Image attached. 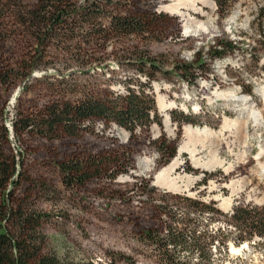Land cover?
<instances>
[{
  "label": "rangeland",
  "instance_id": "1",
  "mask_svg": "<svg viewBox=\"0 0 264 264\" xmlns=\"http://www.w3.org/2000/svg\"><path fill=\"white\" fill-rule=\"evenodd\" d=\"M45 1L0 0V73L8 74L0 84L5 129L19 116L39 120L55 106L77 105L87 99L126 110L129 100L136 98L143 108L151 101L154 109L151 123L137 125L132 132L112 121L93 120L82 123L75 137L57 131L55 139L31 134L17 142L12 135L9 149L22 159V171L46 188L43 193L22 185L17 197L28 196L35 209L48 217L42 227L47 249L73 264H161L160 254L143 234L154 232L166 239L171 228L194 234L216 248L212 264H218L222 245L229 259L224 264H264V239L254 237L236 246L247 229L230 219L236 211L264 210V123L255 132L240 104L215 100L216 93H234L251 102L245 107L258 117L264 116L260 101L264 0H224L222 12L217 0H195L214 7L201 8L198 15L188 10L181 13L209 28L191 36L181 33V38L176 20L181 29L185 24L179 17L157 14L159 0H60L62 16L51 28L42 26L36 31L22 26L17 8L34 11ZM50 1L57 6V0ZM89 12L95 16H86ZM49 13L54 11L49 9ZM113 19L142 21L144 30L118 33L112 28ZM225 45L234 51L213 59L215 53L225 51ZM25 67L33 69L26 72ZM154 85L164 104L173 105L165 113L167 130L157 112ZM178 114L191 117L196 125L178 126L171 119ZM225 121H239L238 138L229 131L211 147H197V158L208 164V171L194 169L188 155L179 158L176 176L196 180L187 191L169 194L154 186L157 172L176 157L183 128L219 134ZM121 132L127 136L123 146L118 145ZM161 145L174 149V155L168 158L159 153ZM208 148L216 151L220 168L216 160L209 162ZM240 153L243 159L238 163L235 156ZM91 159L105 162L103 174H92L81 186L66 187L59 167L70 160ZM116 160L119 164L112 165ZM140 160L148 161L147 169L138 167ZM228 166L230 173H225ZM230 183L234 194L227 187ZM224 199L231 202L226 213L219 209ZM192 202L218 214L202 213ZM239 248L240 254L234 255L232 251ZM174 254L180 262L196 263L194 253Z\"/></svg>",
  "mask_w": 264,
  "mask_h": 264
},
{
  "label": "trees",
  "instance_id": "2",
  "mask_svg": "<svg viewBox=\"0 0 264 264\" xmlns=\"http://www.w3.org/2000/svg\"><path fill=\"white\" fill-rule=\"evenodd\" d=\"M60 3V0H57V6L55 7L52 1L47 0L34 11L17 8L19 22L22 26H29L36 31L42 26L51 28L62 16ZM165 4L163 0H159L155 12L157 13L159 6ZM217 4L221 12L226 8V1L224 0H217ZM49 9L54 11L52 15L49 13ZM93 10L96 13L100 12L99 9L94 8ZM157 14L163 15L161 13ZM86 16L94 17L95 13L89 12ZM176 24L181 38V28L177 20ZM111 25L118 33L144 30V24L139 20L113 19ZM98 34L102 35L104 32L99 31ZM224 49L223 53H215L212 56L213 59H221L226 54L234 51V48L228 45H225ZM32 69L29 67L23 68L26 72ZM181 69L184 73L185 69ZM7 78L8 74L0 73V84H4ZM146 104V108H143L138 99L131 98L126 110H124L117 108L115 105L87 99L77 105L55 106L45 112L44 115L42 114L39 120L19 116L18 120L9 129H5L1 125L2 111H0V264H73L67 259L59 258L47 249V239L42 233V227L48 221V217L35 209L33 200L28 196L22 199L17 197V192L22 185L43 193L46 188L33 183L22 171V159L19 160V158L13 156L9 149L12 135L17 142L22 136L31 134H36L43 139H55L57 131L64 133L66 137H75L82 123H89L93 120L112 121L120 128L132 132L137 125L146 127L151 123L149 117L150 114L154 113L153 103L148 101ZM171 119L178 126L196 125L191 117L182 116L181 114ZM154 122L160 127L158 118L155 117ZM125 144L126 142L121 143L118 141V145L123 146ZM144 150L145 148L142 149L141 154ZM158 152L167 154L168 158L174 155V149L168 150L166 145H161ZM113 164L118 165L119 163L116 160ZM104 165L105 162L101 160H70L63 163L59 169L64 177L65 186L72 187L83 185L90 179L92 174L95 176L103 174ZM106 174L108 177L113 176L112 173L106 172ZM191 204L199 208L202 213L218 214L211 207H205L196 202ZM230 219L237 226L247 229L243 236H239L236 246L245 241L250 243L254 237L264 239V210L252 213L236 211ZM166 236V239H160L157 233L154 232L143 234V237L160 254L161 264H189L188 262H180L176 258L174 253L178 252L194 253L197 259L194 264H212L215 262L212 250L215 253L216 248L208 245L209 243L205 245L200 237H196L191 233L185 234L174 231L171 228L166 231ZM168 248H171L174 253L169 252ZM218 252H221L222 256L220 260H217V263L224 264L222 261L229 263L226 247L222 245Z\"/></svg>",
  "mask_w": 264,
  "mask_h": 264
},
{
  "label": "bare ground",
  "instance_id": "3",
  "mask_svg": "<svg viewBox=\"0 0 264 264\" xmlns=\"http://www.w3.org/2000/svg\"><path fill=\"white\" fill-rule=\"evenodd\" d=\"M163 1L164 2L167 1L168 4L160 6L159 9H157V13H161L164 15L172 16V17L173 16L179 17L180 20L185 24L183 26V29L180 30L184 36L196 35L198 32L199 33L207 32V29L209 28L208 25H205L204 23H195L196 19L190 18L189 15H184L183 13H181V10H188L192 14L198 15L200 12H202L203 8L208 9V10L213 9L212 7L214 6L212 3L208 1H200L199 3H197L195 0H163ZM197 4H199L201 7H198ZM194 24H195V29L191 28V26H193ZM178 25H179V22H178ZM153 92L155 93V96H156L155 104L157 107V112L164 118L163 125H164L165 130H167L169 127V121L165 113L169 111V109H172L173 105L164 104V100L158 96V86L157 85L153 86ZM217 99L228 101L232 104H237V103L240 104V107L243 108V110L245 111L247 115L246 117L249 119V121H251L253 127L255 128V132L259 131V129L261 128V125L264 123V116L258 117V114L256 112L251 111L249 107H245V106H248L249 104L251 106V102H248L246 99L238 98L234 93H224V94L216 93L215 100ZM260 101L262 105L264 106V88L261 90ZM180 110L181 112L184 111L183 109H180ZM229 131H233V133L238 138L239 131H240L239 121H225L219 134L206 131V130H198V129L191 128V127L183 128L182 130L183 142L177 149L176 157L167 166H165L164 168L160 169L157 172V174L154 176V181H153L154 186L156 188H160L164 190L166 193H169V194H179L180 192L187 191V189L196 180L191 179L189 177L176 176V173L180 167L179 158L182 155H188L189 161L194 169L208 171L210 169L208 167V164H204V163L202 164L197 158V155H198L197 147L201 149H206L207 146L211 147L212 142L216 141V138L218 136L224 135L225 133ZM121 133H122L123 138H118L117 135L116 137L119 139L121 143H125L127 136L126 134H124V132H121ZM208 156L210 159L209 160L210 163L211 162L215 163V160L217 162V159H215L216 151H212L209 149ZM235 157L238 163L241 162L243 159L242 153L236 155ZM260 160H261L260 155H258L257 157L258 164L260 163ZM148 164H149L148 161L140 160L138 163V167L147 169ZM216 164L219 168L222 166V163L220 162H217ZM230 170H231V166H228L227 168L224 169V172L230 173ZM261 171L264 172V168H262ZM227 187L230 189L231 194L235 193L236 189L233 186V183H230ZM230 206H231L230 200L224 199L221 201V204L219 205V209L223 213H226L229 210ZM240 252H241L240 248L232 251V253L236 256H238Z\"/></svg>",
  "mask_w": 264,
  "mask_h": 264
},
{
  "label": "built area",
  "instance_id": "4",
  "mask_svg": "<svg viewBox=\"0 0 264 264\" xmlns=\"http://www.w3.org/2000/svg\"><path fill=\"white\" fill-rule=\"evenodd\" d=\"M9 129V128H8Z\"/></svg>",
  "mask_w": 264,
  "mask_h": 264
}]
</instances>
